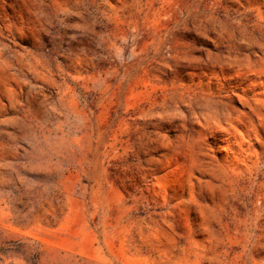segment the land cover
<instances>
[{
	"label": "rangeland",
	"instance_id": "obj_1",
	"mask_svg": "<svg viewBox=\"0 0 264 264\" xmlns=\"http://www.w3.org/2000/svg\"><path fill=\"white\" fill-rule=\"evenodd\" d=\"M0 264H264V0H0Z\"/></svg>",
	"mask_w": 264,
	"mask_h": 264
}]
</instances>
